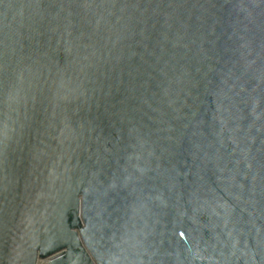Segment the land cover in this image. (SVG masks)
Wrapping results in <instances>:
<instances>
[{
	"label": "water",
	"instance_id": "1",
	"mask_svg": "<svg viewBox=\"0 0 264 264\" xmlns=\"http://www.w3.org/2000/svg\"><path fill=\"white\" fill-rule=\"evenodd\" d=\"M0 264H264V0H0Z\"/></svg>",
	"mask_w": 264,
	"mask_h": 264
}]
</instances>
